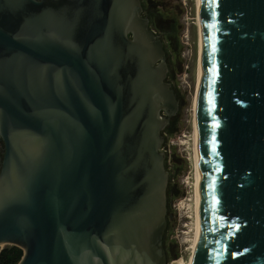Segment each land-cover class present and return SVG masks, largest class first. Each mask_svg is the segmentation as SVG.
<instances>
[{
    "label": "water",
    "instance_id": "1",
    "mask_svg": "<svg viewBox=\"0 0 264 264\" xmlns=\"http://www.w3.org/2000/svg\"><path fill=\"white\" fill-rule=\"evenodd\" d=\"M151 11L0 0V252L18 264L167 263V139L187 103ZM198 25L192 264H264V0H199Z\"/></svg>",
    "mask_w": 264,
    "mask_h": 264
},
{
    "label": "rangeland",
    "instance_id": "2",
    "mask_svg": "<svg viewBox=\"0 0 264 264\" xmlns=\"http://www.w3.org/2000/svg\"><path fill=\"white\" fill-rule=\"evenodd\" d=\"M149 18L153 27L164 37L176 86L187 103L181 106L180 117L173 124L179 132L173 131L167 139L171 198L162 247L167 264H191L197 203L194 159V96L199 52L196 0H152ZM0 150L1 163L3 149ZM12 247L2 246L5 251Z\"/></svg>",
    "mask_w": 264,
    "mask_h": 264
},
{
    "label": "bare ground",
    "instance_id": "3",
    "mask_svg": "<svg viewBox=\"0 0 264 264\" xmlns=\"http://www.w3.org/2000/svg\"><path fill=\"white\" fill-rule=\"evenodd\" d=\"M197 3V28H198V45H199V25H198V3L199 0H196ZM199 47V46H198ZM198 65H197V85H196V90H195V96H194V136L196 137V139H194L195 141V170H196V179H195V195H196V232H195V241H194V245H193V251H192V256H191V264H192V260H193V256H194V252L196 249V245H197V239H198V232H199V221H198V212H199V195H198V180H197V169H196V140H197V113H196V105H197V94H198V85H199V52H198ZM167 264V263H166Z\"/></svg>",
    "mask_w": 264,
    "mask_h": 264
},
{
    "label": "trees",
    "instance_id": "4",
    "mask_svg": "<svg viewBox=\"0 0 264 264\" xmlns=\"http://www.w3.org/2000/svg\"><path fill=\"white\" fill-rule=\"evenodd\" d=\"M22 255L23 251L16 246H13L9 251L3 249L0 252V264H18Z\"/></svg>",
    "mask_w": 264,
    "mask_h": 264
},
{
    "label": "flooded vegetation",
    "instance_id": "5",
    "mask_svg": "<svg viewBox=\"0 0 264 264\" xmlns=\"http://www.w3.org/2000/svg\"><path fill=\"white\" fill-rule=\"evenodd\" d=\"M0 149H4V147H3V142L1 141V139H0ZM1 151V150H0ZM3 151V150H2Z\"/></svg>",
    "mask_w": 264,
    "mask_h": 264
}]
</instances>
